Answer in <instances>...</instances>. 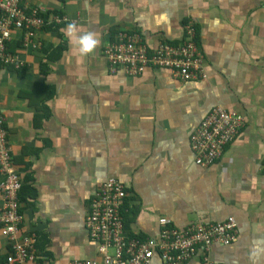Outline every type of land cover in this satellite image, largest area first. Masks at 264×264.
I'll return each instance as SVG.
<instances>
[{"label":"crops","instance_id":"1","mask_svg":"<svg viewBox=\"0 0 264 264\" xmlns=\"http://www.w3.org/2000/svg\"><path fill=\"white\" fill-rule=\"evenodd\" d=\"M41 6L35 49L7 45L16 64L0 66L5 146L20 181L21 229L36 237L39 264L100 260L84 227L106 179L125 189V236L156 238L158 219L177 229L228 217L236 234L214 244V264H264V0H22ZM54 17L58 19L54 21ZM95 33L80 57L67 23ZM194 29L206 77L182 82L169 71H111L105 48L120 36L150 49L177 46ZM220 107L244 127L219 160L197 166L189 136ZM2 176L0 173V181ZM0 195V211L2 207ZM10 245L0 234V263ZM149 264H164L154 257ZM184 264H200L194 258Z\"/></svg>","mask_w":264,"mask_h":264},{"label":"built area","instance_id":"2","mask_svg":"<svg viewBox=\"0 0 264 264\" xmlns=\"http://www.w3.org/2000/svg\"><path fill=\"white\" fill-rule=\"evenodd\" d=\"M41 6L26 9L22 0H0V66L16 64L17 57L7 52V45L19 34L21 49H35V36L46 26ZM54 21L58 19L54 17ZM185 40L177 45L158 44L147 49L132 38L120 36L105 48V58L111 71L120 69L127 76L140 75L146 68L169 71L182 82L203 80L206 77L204 60L193 42L194 29L184 27ZM0 115V234L10 245L5 261L0 264H39L34 234L21 229L18 192L20 181L10 162L5 146L6 132ZM244 118L237 113L215 107L199 122L189 136V147L197 166L207 167L219 160L226 147L244 127ZM126 200L124 187L113 178L106 179L97 188L89 202L84 227L89 241L97 244L100 260L72 261L70 264H149L157 257L164 264H184L198 258L200 264H214L209 250L214 244L228 246L236 234L232 217L213 225L196 223L177 229L171 220L159 218L156 238L138 240L125 236L122 210Z\"/></svg>","mask_w":264,"mask_h":264},{"label":"clouds","instance_id":"3","mask_svg":"<svg viewBox=\"0 0 264 264\" xmlns=\"http://www.w3.org/2000/svg\"><path fill=\"white\" fill-rule=\"evenodd\" d=\"M63 32L65 38L72 43L75 52L80 57H86L92 54L98 45L95 33L91 31L80 32L73 22L67 23Z\"/></svg>","mask_w":264,"mask_h":264},{"label":"trees","instance_id":"4","mask_svg":"<svg viewBox=\"0 0 264 264\" xmlns=\"http://www.w3.org/2000/svg\"><path fill=\"white\" fill-rule=\"evenodd\" d=\"M122 214H123V210H122Z\"/></svg>","mask_w":264,"mask_h":264}]
</instances>
